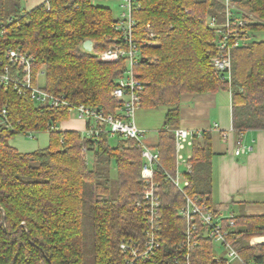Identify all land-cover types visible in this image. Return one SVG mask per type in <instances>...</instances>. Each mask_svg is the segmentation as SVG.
<instances>
[{"label": "trees", "instance_id": "1", "mask_svg": "<svg viewBox=\"0 0 264 264\" xmlns=\"http://www.w3.org/2000/svg\"><path fill=\"white\" fill-rule=\"evenodd\" d=\"M102 1L44 0L21 10L20 0H0L5 29L0 48L30 54L33 82L42 72V88L50 94L120 118L121 101L111 92L127 62L124 57L98 60L100 52L123 46L115 18ZM140 4L133 12V42L138 48L133 72L143 85L138 107L166 108L152 147L162 169H174L173 131L179 127L182 95L229 91L233 130L240 134L264 129V0L237 4L249 21V39L231 51L228 76L211 63L217 35L207 19L222 10L220 0ZM86 40L92 42L91 51L83 49ZM3 107L10 126L0 125V264H123L127 255L119 243L143 240L148 228L145 209L136 205L144 183L135 141L115 136L113 145L105 132L88 137L50 129L70 118L67 107L36 102L9 87L0 89V110ZM43 131L49 134L45 148L22 153L9 143L15 135ZM191 153L186 192L200 195L212 208L208 133L194 140ZM162 169L153 170L160 201V247L151 259L136 264H225L221 257L215 260L222 253L204 236L193 246L183 244L185 223L178 212L184 199ZM223 221L241 264H264V215L240 211L231 228Z\"/></svg>", "mask_w": 264, "mask_h": 264}, {"label": "built area", "instance_id": "2", "mask_svg": "<svg viewBox=\"0 0 264 264\" xmlns=\"http://www.w3.org/2000/svg\"><path fill=\"white\" fill-rule=\"evenodd\" d=\"M240 0H220L222 10L216 16L207 19V25L214 30L217 35V54L211 58L212 66L215 70L226 71L227 76L230 70L231 51L243 44L249 37L246 34L245 25L249 22L244 13L238 9ZM140 0H120L122 9L119 17L115 18L114 27L121 34L123 46L114 45L111 49H106L98 54L101 62H113L124 57L127 68L124 76L117 80L116 86L111 92V96L121 101L120 111L122 117L105 115L100 111L86 107L85 105H72L65 100L62 95H53L45 91L37 82L39 72L36 75V82H33L31 65L33 57L20 48L10 46L0 48V89L12 88L19 95L27 94L31 99L52 107L65 106L68 111L80 120L89 121L83 133L88 137H98L105 132L108 138L121 136L135 141L141 152L143 159L140 177L144 183L141 198L136 202L138 207L142 206L146 213L148 228L145 230L143 240H124L119 243V249L127 255L123 264H136L146 262L151 259L160 247L158 239L159 229V197L155 192L154 173L155 167L160 166L158 152L151 149L145 142V131L139 129L134 122V114L139 105V93L143 85L135 77L133 67L137 63L138 48L133 42V29L135 21L133 12L140 8ZM220 18V19H219ZM149 28V24L146 25ZM5 32L0 24V35ZM150 40L153 38L149 32ZM147 41L151 44L152 41ZM0 125L10 126L7 119V111L3 107L0 110ZM58 129L51 127L50 129ZM174 133L175 161L174 169L169 172L163 170L165 180L182 194L184 202L179 208V215L184 220L183 230L186 246H193L195 239L204 236L216 244L222 255L216 257V261L223 259L225 264H241V258L237 250L233 247L229 239V228L223 224L225 220L228 227H233V213L222 215L209 207L203 197L197 194L189 195L186 187L189 184L187 176L192 173V153L191 147L195 139L201 137V131H191L177 128ZM27 136L34 137L32 133ZM187 148L190 151H187ZM240 153V148L235 154Z\"/></svg>", "mask_w": 264, "mask_h": 264}, {"label": "crops", "instance_id": "3", "mask_svg": "<svg viewBox=\"0 0 264 264\" xmlns=\"http://www.w3.org/2000/svg\"><path fill=\"white\" fill-rule=\"evenodd\" d=\"M136 126L145 132L148 127L147 124ZM57 128L83 133L85 122L72 117L60 121ZM179 128L210 135L212 209L222 215L240 211L264 215V129H249L240 134L233 130L229 91L182 95ZM38 135L40 141L35 145L15 137L9 143L19 152L30 153L48 145V131L35 134Z\"/></svg>", "mask_w": 264, "mask_h": 264}, {"label": "rangeland", "instance_id": "4", "mask_svg": "<svg viewBox=\"0 0 264 264\" xmlns=\"http://www.w3.org/2000/svg\"><path fill=\"white\" fill-rule=\"evenodd\" d=\"M41 1L43 2L44 0H20L21 10H29L32 7L40 4ZM100 3L110 8L111 13L114 18L119 17V15L121 14L122 9L120 7V0H103ZM37 82L40 86L43 85V75L42 74H39ZM165 111H166L165 107H160V108L153 109V110H145L143 108L138 107L135 111L134 122L136 123V125H141V124L148 125L146 132H145V135H146L145 142L151 149H153L152 145L155 142L156 132L162 126L163 115ZM72 117H75L73 113H71L70 118ZM14 137L18 138L20 141H23V143H29V144L35 145V144H38V141H40L41 136L39 137L38 135L34 137H29V136L19 134V135H15ZM109 142L110 144L114 145L116 143V138L115 137L110 138ZM89 164H91L90 160H89ZM111 174L112 176H115V171L112 170ZM214 247L218 249V251L220 252V249L216 244H214Z\"/></svg>", "mask_w": 264, "mask_h": 264}, {"label": "water", "instance_id": "5", "mask_svg": "<svg viewBox=\"0 0 264 264\" xmlns=\"http://www.w3.org/2000/svg\"><path fill=\"white\" fill-rule=\"evenodd\" d=\"M83 49L86 51H91L92 50V42L90 40H86L83 43Z\"/></svg>", "mask_w": 264, "mask_h": 264}]
</instances>
